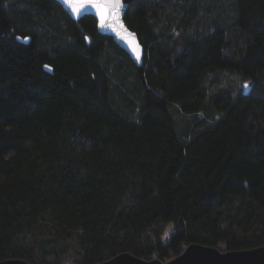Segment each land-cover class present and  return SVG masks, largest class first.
I'll use <instances>...</instances> for the list:
<instances>
[{
  "label": "trees",
  "instance_id": "1",
  "mask_svg": "<svg viewBox=\"0 0 264 264\" xmlns=\"http://www.w3.org/2000/svg\"><path fill=\"white\" fill-rule=\"evenodd\" d=\"M125 21L141 66L92 15L0 0V261L264 246V0H134Z\"/></svg>",
  "mask_w": 264,
  "mask_h": 264
},
{
  "label": "water",
  "instance_id": "2",
  "mask_svg": "<svg viewBox=\"0 0 264 264\" xmlns=\"http://www.w3.org/2000/svg\"><path fill=\"white\" fill-rule=\"evenodd\" d=\"M62 5L64 10L74 19H80L85 15H92L97 19L98 29L101 33L111 36L113 41L125 50L132 60L141 66L144 61V46L140 42L136 31L129 28L125 21L126 12L134 0H120V8L112 9L111 14L104 13L103 26H101L100 12L93 6H88L83 10V14H73L71 8L66 6L62 0H56ZM102 0H93V3H101ZM17 39L23 43H28L30 37ZM88 42L90 39L87 37ZM137 54L139 58H137ZM47 66V67H46ZM44 69L53 72V68L45 65ZM0 264H32L21 258L6 259ZM96 264H264V246L244 249V250H221L217 247L207 246L199 243L188 245L184 251L173 259L163 262L158 258L144 259L129 252L120 253L111 259Z\"/></svg>",
  "mask_w": 264,
  "mask_h": 264
},
{
  "label": "snow or ice",
  "instance_id": "3",
  "mask_svg": "<svg viewBox=\"0 0 264 264\" xmlns=\"http://www.w3.org/2000/svg\"><path fill=\"white\" fill-rule=\"evenodd\" d=\"M62 2L71 8L73 14L80 15L83 14V10H85L88 6H93L98 9H103L100 12L101 15V26H103V18L104 13L111 14L112 9H119L120 8V0H102L101 3H93V0H62ZM137 58L139 55L137 54ZM47 67V66H46ZM244 89H248L250 87L249 84L243 85Z\"/></svg>",
  "mask_w": 264,
  "mask_h": 264
},
{
  "label": "rangeland",
  "instance_id": "4",
  "mask_svg": "<svg viewBox=\"0 0 264 264\" xmlns=\"http://www.w3.org/2000/svg\"><path fill=\"white\" fill-rule=\"evenodd\" d=\"M65 264H73V262L72 261H67V262H65Z\"/></svg>",
  "mask_w": 264,
  "mask_h": 264
}]
</instances>
